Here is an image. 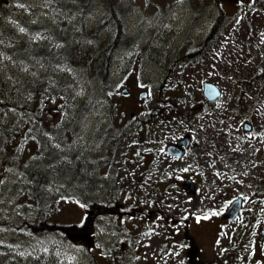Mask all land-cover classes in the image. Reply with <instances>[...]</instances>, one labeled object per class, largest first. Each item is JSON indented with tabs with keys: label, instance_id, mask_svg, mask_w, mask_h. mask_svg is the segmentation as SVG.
<instances>
[{
	"label": "rangeland",
	"instance_id": "rangeland-1",
	"mask_svg": "<svg viewBox=\"0 0 264 264\" xmlns=\"http://www.w3.org/2000/svg\"><path fill=\"white\" fill-rule=\"evenodd\" d=\"M103 3L132 0H0V96L24 106L0 109V264H55L41 263L48 246L68 264H188L192 236L194 264H264V0L231 8L206 42L182 7L136 6L112 51ZM186 131L184 154H167ZM35 184L47 224L82 223L91 201L113 210L83 235L33 231ZM237 196V217L222 220Z\"/></svg>",
	"mask_w": 264,
	"mask_h": 264
},
{
	"label": "flooded vegetation",
	"instance_id": "flooded-vegetation-1",
	"mask_svg": "<svg viewBox=\"0 0 264 264\" xmlns=\"http://www.w3.org/2000/svg\"><path fill=\"white\" fill-rule=\"evenodd\" d=\"M242 2L243 0H132V4L128 3L126 9L122 8V6L119 3H117L111 7L112 8L111 11L108 9V6L105 3H103V15H105L103 22L107 23L109 21V18H111V21L113 22L120 19L121 21L120 23L126 24L127 16L131 13V11L134 8L137 9V7L145 9V11H147L148 8L150 7L155 12L160 11V10L163 12H167V11L172 10L175 7H182L184 11H187L191 14L190 22L192 21L196 22V20L200 19L201 26L206 27L205 29H202L204 30L203 40L204 42H206L208 39L213 38L216 33H219L220 30L223 28V25L225 26V23L227 22L226 18L229 17V12L231 8L237 9L239 7L247 6L246 4ZM84 7L81 10L83 12L82 13L83 16L85 15L84 10H83L85 9ZM129 9L130 11L128 12ZM1 11L2 10L0 9V12ZM119 11L123 12L121 17L118 15ZM81 22H82L81 27L84 28L85 26L84 19H81ZM117 34H118V31L116 30V36ZM127 35H128L127 32L122 30L119 36H127ZM82 38L83 37L79 35L78 41H81ZM262 71H264V67ZM0 109L2 110V96H0ZM0 127H2V122H0ZM191 144H192V141H191ZM220 215H221L222 220H225V221L227 220L226 218H224L223 213H220ZM104 216H107V214ZM260 231H262L261 234H260ZM128 232L131 233V235L136 234V232H134V230L131 228L128 229ZM186 236L188 237L187 234ZM119 239L120 238L116 240L120 241L122 252L124 253V250L127 248V241L124 240V237H122L120 240ZM190 240H191V244L189 245L190 248L188 249V264H194L193 256L194 254L196 256L197 248L193 244V241H194L193 236L190 237ZM257 241L260 244V246L262 245L264 246V223H263V227L259 229ZM167 242L171 243L173 242V240H169L168 238V241H165L164 243H167Z\"/></svg>",
	"mask_w": 264,
	"mask_h": 264
},
{
	"label": "trees",
	"instance_id": "trees-1",
	"mask_svg": "<svg viewBox=\"0 0 264 264\" xmlns=\"http://www.w3.org/2000/svg\"><path fill=\"white\" fill-rule=\"evenodd\" d=\"M83 5L85 6V5H89V4H83ZM120 22H121L120 19H118L116 21V27L118 28L117 36L113 40L107 41L108 42V47H109V49H111L110 51L113 50L112 47L115 44L119 43L118 42V36L120 35ZM95 44H97V43H95ZM89 47H91V45ZM110 51L105 54V57H103V58L106 59L107 62L111 58V54H109ZM73 54L76 55L77 52H74ZM95 55L97 56V53L93 54V56H95ZM93 56L90 55L89 57H93ZM79 58L80 57H78V59ZM103 73H104V71H103ZM35 102L32 103L28 107L29 111H30V120H29L30 122L32 121V117L39 118V115H37V113H36L37 109L35 107ZM39 102H40V104H42L43 103V99H39ZM11 104L13 106L17 107V108L24 107L22 105L17 104L16 102H9V101H6L5 99L2 100V107L4 109L8 108V106H11ZM148 117L151 118L150 117V113H149ZM8 132H9V136L11 138H13L14 137L13 134L16 132V129L10 128V131H8ZM18 139H20V138H18ZM7 157H4V159H7ZM27 195H28V197L30 196L33 199V201H35V202L31 201L30 203H28V205L32 206V208L35 210V214L37 215V219L39 220L37 225L32 226L33 225L32 223L28 224L29 227L33 231H49L51 229L52 230L58 229V230L62 231L64 234L77 233V235H83L84 233H86L88 231V229H90V227H91V223L90 222L94 221V216L97 217V216H101V215H106V214H108L107 211L111 209V207L109 205L108 206H104L102 203H99V202H96V201H91V202H89L88 207L91 210H93V214L92 215H87L82 223L76 224V225H70V226H67V225H53L52 223H48L47 224V222L44 221L43 215H44V210H46V206H45L44 202L42 201V197L40 195L39 190L37 189V184H35V186H34V192L28 191ZM111 210H113V209H111ZM116 211L120 212L119 207H118V209H116ZM34 222H37V221H34ZM44 251H45L44 252L45 259L41 260V263H44L46 259H49V261H53L55 264H68L66 262V259H64V258H60V261H62V262L59 261L58 256L52 250L51 246H48V248L46 250H44ZM214 263L217 264L216 262H214ZM198 264H204V263L202 261H198Z\"/></svg>",
	"mask_w": 264,
	"mask_h": 264
},
{
	"label": "water",
	"instance_id": "water-1",
	"mask_svg": "<svg viewBox=\"0 0 264 264\" xmlns=\"http://www.w3.org/2000/svg\"><path fill=\"white\" fill-rule=\"evenodd\" d=\"M262 60L264 61V43H263V52H262ZM121 93L123 95H127L129 93L127 88H122ZM146 91L143 90L139 93V98L143 97L146 95ZM202 93L205 96L206 99L208 100H214L220 95V90L219 88L210 81H203L202 83ZM244 129H249L250 125L248 122H245L243 124ZM190 142V133L185 132L181 138L176 139L173 142H170L166 145V151L173 156H180L183 152L184 149L189 145ZM183 186L186 191L188 192H194L195 187L190 178H187L183 182ZM241 208V197L237 196L234 199L231 200L229 203L228 207L225 210L224 217L227 219H232L236 216L238 211ZM262 233V232H261Z\"/></svg>",
	"mask_w": 264,
	"mask_h": 264
},
{
	"label": "snow or ice",
	"instance_id": "snow-or-ice-1",
	"mask_svg": "<svg viewBox=\"0 0 264 264\" xmlns=\"http://www.w3.org/2000/svg\"><path fill=\"white\" fill-rule=\"evenodd\" d=\"M262 134H264V133H262ZM181 264H183V262L181 261Z\"/></svg>",
	"mask_w": 264,
	"mask_h": 264
}]
</instances>
